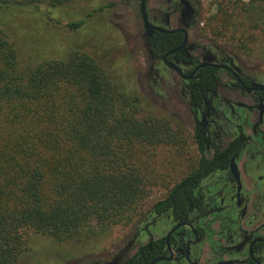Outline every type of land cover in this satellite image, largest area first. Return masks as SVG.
I'll return each instance as SVG.
<instances>
[{
	"label": "trees",
	"instance_id": "obj_1",
	"mask_svg": "<svg viewBox=\"0 0 264 264\" xmlns=\"http://www.w3.org/2000/svg\"><path fill=\"white\" fill-rule=\"evenodd\" d=\"M74 2L0 0V264H23L30 233L91 249L113 227L159 210L162 200L148 207L154 187L172 185L167 199L185 188L187 168L171 184L160 158L162 150L183 151L184 130L148 116L152 104L114 72L121 60L98 35L60 54L28 51L54 33L19 28L16 16L53 31L86 22L97 34L109 29L108 18L103 30L93 20L108 5L73 21L66 10ZM212 2L210 36L239 51L256 37L264 42V0Z\"/></svg>",
	"mask_w": 264,
	"mask_h": 264
},
{
	"label": "flooded vegetation",
	"instance_id": "obj_2",
	"mask_svg": "<svg viewBox=\"0 0 264 264\" xmlns=\"http://www.w3.org/2000/svg\"><path fill=\"white\" fill-rule=\"evenodd\" d=\"M128 7L147 53L145 96L189 133L196 162L184 191L166 194L131 227L125 247L92 264H264L262 64L201 34L200 0L121 2Z\"/></svg>",
	"mask_w": 264,
	"mask_h": 264
},
{
	"label": "rangeland",
	"instance_id": "obj_3",
	"mask_svg": "<svg viewBox=\"0 0 264 264\" xmlns=\"http://www.w3.org/2000/svg\"><path fill=\"white\" fill-rule=\"evenodd\" d=\"M122 1L124 2L125 0H76V2L71 3L70 8H65L67 9L66 11H70V14L73 16L71 20L80 21L81 18L95 8L114 4L115 8L113 10H109L108 13H99L94 16L93 20L96 21V27L102 30L105 28L104 24L107 21L108 14L111 17L108 19L112 21V25L109 24V29H104L99 34H97V29L91 28V26L88 28L86 26L88 24L87 22L74 32L66 30L53 31L54 29L46 25L45 22H37L30 16H16L17 26L40 34L46 32L54 33L51 35V39L42 35L36 40L35 44L28 47V51H34L38 55L46 54V52L60 54L65 51H70L78 45L88 44L93 37L97 39L96 36L98 35V41L105 42L108 48L117 56L115 57L116 60H121L119 63L120 65L114 72L117 74L119 70H121L131 88L136 89L147 100L145 94H149L150 82L146 77L147 53L142 33L139 29V19L134 17V11L131 7L121 8ZM212 1L213 0H200L201 34L215 41L220 46L224 47L225 50L231 51L241 58H247L252 62L257 61L262 64L264 70V42L260 40L259 37H256V41L250 46V50L239 51L234 49L228 42L218 40L209 35L205 29V25L216 12V6ZM45 48L47 50H45ZM29 53L27 52V55H30ZM156 101L161 107H164L166 104L161 97ZM149 102L150 101H148V103ZM147 108L151 110V112L147 113L148 116L166 120L171 126L182 128L178 119L165 114L155 105L152 104V107L147 106L146 109ZM182 129L184 130V128ZM185 136L187 146L184 147L183 151H180L181 154L178 149H175L176 147L171 150L170 154H164L165 150H162L160 153V158L165 164L162 171H170L174 174L171 184L179 180L177 175L181 173L182 169H186L196 162V153L189 139V133L185 134ZM160 150L161 149H159L158 152ZM167 183L164 185L159 184L153 188L148 207L166 196L168 188L172 186ZM136 222L127 226L120 225L113 227L106 236L97 240L96 243H92L94 247L91 249H88L84 245H76L73 242L57 244L51 239L30 233L26 240L29 253L27 259L23 261V264H92L94 262H102L111 259L118 253L119 249L125 247L126 242L131 237V227Z\"/></svg>",
	"mask_w": 264,
	"mask_h": 264
},
{
	"label": "water",
	"instance_id": "obj_4",
	"mask_svg": "<svg viewBox=\"0 0 264 264\" xmlns=\"http://www.w3.org/2000/svg\"><path fill=\"white\" fill-rule=\"evenodd\" d=\"M142 17H143V19H144V21H145V14L143 13V11H142ZM145 26L147 27L146 21H145ZM162 259H163V258L156 259V260H154L153 262H151L150 264H154L155 262L160 261V260H162Z\"/></svg>",
	"mask_w": 264,
	"mask_h": 264
}]
</instances>
